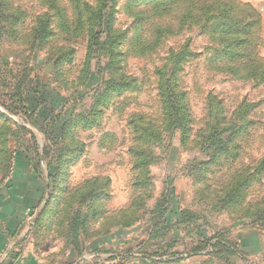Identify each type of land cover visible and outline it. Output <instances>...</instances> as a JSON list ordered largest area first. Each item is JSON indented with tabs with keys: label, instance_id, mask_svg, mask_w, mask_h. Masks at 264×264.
Listing matches in <instances>:
<instances>
[{
	"label": "rangeland",
	"instance_id": "rangeland-1",
	"mask_svg": "<svg viewBox=\"0 0 264 264\" xmlns=\"http://www.w3.org/2000/svg\"><path fill=\"white\" fill-rule=\"evenodd\" d=\"M75 1L0 0V264H264V219L251 207L264 198V169L250 183L264 161V71L245 74L264 49L221 59L240 33L217 32V11L183 18L185 0H110L119 58L97 75L109 56L91 50L88 65V25L68 32ZM185 54L178 84L193 129L183 136L166 121L156 70L167 80ZM121 77L131 89L120 91ZM247 123L214 157L224 150L205 139L211 127ZM241 171L236 183L250 184L237 203L244 192L223 185ZM77 213L83 227L71 231Z\"/></svg>",
	"mask_w": 264,
	"mask_h": 264
},
{
	"label": "trees",
	"instance_id": "trees-1",
	"mask_svg": "<svg viewBox=\"0 0 264 264\" xmlns=\"http://www.w3.org/2000/svg\"><path fill=\"white\" fill-rule=\"evenodd\" d=\"M185 1H186L185 5L186 7H188V9H187V12L184 13L183 18L191 19L193 23H195L198 20H200L199 12H201L202 14H205L209 12L215 13L213 11H217V13H224L226 17V18L223 17L222 23L217 25V28H216L217 32H219L220 30L222 35L227 36L228 38L237 31L240 33V36L236 37L233 40H228L227 42L226 40L228 38L225 41L222 40L226 42L225 44L227 45V47L226 46L225 48L223 47L224 50L222 53L221 52L215 53V55H219L221 59L225 58V59L233 60V58H231V54L229 53L231 48L242 50V49H245L246 47L247 48L250 47V49H254L257 52L260 50L262 51L264 49V39L259 37L256 33V31H258V29L260 28V17L257 14V11L253 8V6L250 3L243 2L241 0L240 1L238 0L241 5L235 2L223 1V0H216L215 2H211L210 0L208 1L207 0H185ZM75 3L79 4L78 9H76V11H78L77 12L78 16L76 18L74 28L71 26V29L68 32L69 33L74 32V31L77 32L81 28V25L83 23H86V25H88L87 26L88 28L86 31L89 35L88 46H87V49H88L87 60L89 59V56H90L89 52L91 50L94 51L97 48H100V49L105 48L107 50L106 55L109 56V58L105 61L103 60L105 59L106 56L104 58H102L101 56H98L97 58L96 66L99 65L98 66L99 69L98 71L97 70L95 71L97 72V75H102L104 71L108 69V67L110 69L111 66L115 65L117 63L116 59L119 58V54L115 53V50L118 47V44H117L118 41H115L113 36L109 38V36L112 35V32L114 31V25H112L111 21H109L110 14L108 12L113 10L115 2L110 1V0H97V2L94 5H89L87 1L76 0ZM83 5H85V7H83ZM161 6L162 5L158 4V5H155L154 7L159 9L161 8ZM84 13L86 14V16H85V19L84 18L82 19V16H84ZM208 19H211L210 16L208 17ZM48 26H49V23L47 22V19H42L40 21V27H48ZM206 26L204 25L203 27H206ZM41 30L44 32V29H41ZM170 30H172V26L169 25L168 23L165 24L164 27L157 28L156 36H154L153 39L151 40V46L157 45L162 40L163 35L169 33ZM42 31L40 33H42ZM104 32L105 33L107 32V35L105 37V42L103 40H100L99 38L101 34H104ZM46 33H49V32L47 31ZM112 54L114 55V57L112 56ZM186 55L187 54L178 57L177 60H176L177 56H173V59H174L173 63L176 62L175 69L171 72V75L170 77L167 78V80H164V72L162 70L163 68L160 67L158 71L156 70V74L157 76H159V90L161 91V98L163 99V104H164L163 110H164L166 121L170 122V120L172 121L175 119L176 122H179L177 127L183 131L181 132L183 136H185V134L186 135L189 134L193 129L192 127L193 120L190 114L189 105L187 103L185 104L184 102L186 93L184 90H182L179 87V84H178V81H179L178 71L179 69H181L182 67L181 63L183 59L186 57ZM88 65L92 67L93 64H89V60H88ZM246 66L248 67L253 66L249 71H247V73H245L246 75L260 76L261 73L264 71V57L260 58L259 60H255L253 62L251 61L250 64ZM227 70H230V72L233 74V70L230 67H227ZM104 74L108 75L107 72H105ZM124 80H125L124 77H121V81L119 83L121 85L120 91L131 89V86L124 83ZM113 81H114V78L111 79L110 83H112ZM135 87H137L136 82H135L134 88ZM112 93L113 92H110V93L103 92L104 95L102 96L105 98V100H108L113 96ZM222 114L227 115L225 111H223ZM226 120H228V116L224 117V121ZM249 127L250 125L248 123L245 124V128L240 127V126L235 127L234 125L227 126V128H222L219 126H212L211 130L213 132L207 134V137L205 139L207 140L211 139L213 141L219 140L221 143V149L224 150L220 153H216L214 157L216 156V158H218L224 154H228L229 153L228 145H231L233 142H235L237 140V136L242 131L247 130ZM220 139L221 140L224 139L226 145L225 144L223 145ZM238 149H239V145L236 144L235 145V151H236L235 155L238 154L237 152ZM219 164L221 165L222 162H220ZM260 166L261 168L259 169L257 176L250 179V183L260 178L259 175L264 169V161L263 163H260ZM239 173H240L238 174L239 177L237 174L235 175L237 177V180H235L234 183L230 184L226 182V184L223 185V186L225 185L232 186L233 188L232 192L233 193L235 192L234 194L237 193L236 197L240 195V192L242 191L244 192L239 197V200L237 201V203H241L247 198L248 195L246 192V188L250 184V183L246 184L243 186V188H240L241 182L240 184L239 182L238 184L236 182L238 181V179L241 178L240 176H242L243 171ZM234 194L229 196L230 201L236 198ZM263 204H264V198L262 200H257L255 204L251 205V207H256L255 208L256 210L259 209L257 214H255L254 216V218H257V221L258 220L263 221L264 219ZM78 213L76 214V217L74 219V223H77V224L73 225L71 231L75 229L78 230L81 227H83L82 218L80 214ZM204 225L208 226L209 224L205 221ZM216 244L219 245L221 248H227L225 244L221 245L220 240H216ZM228 249H227L228 251L231 250L230 251L231 253H235L234 251H232L231 248L228 247Z\"/></svg>",
	"mask_w": 264,
	"mask_h": 264
},
{
	"label": "crops",
	"instance_id": "crops-1",
	"mask_svg": "<svg viewBox=\"0 0 264 264\" xmlns=\"http://www.w3.org/2000/svg\"><path fill=\"white\" fill-rule=\"evenodd\" d=\"M243 2L250 3L257 11L260 17V28L256 31L257 35L264 39V0H243Z\"/></svg>",
	"mask_w": 264,
	"mask_h": 264
}]
</instances>
